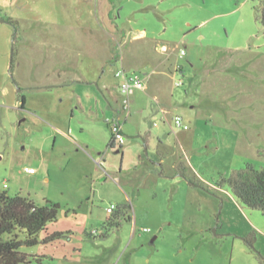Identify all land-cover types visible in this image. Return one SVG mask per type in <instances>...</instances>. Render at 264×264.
<instances>
[{
    "label": "rangeland",
    "instance_id": "1",
    "mask_svg": "<svg viewBox=\"0 0 264 264\" xmlns=\"http://www.w3.org/2000/svg\"><path fill=\"white\" fill-rule=\"evenodd\" d=\"M96 1L0 0V191L61 205L48 233L63 236L21 246L28 264H264V213L226 193L233 170L264 168L256 1ZM65 46L82 68L66 77L83 81L63 84ZM120 55L148 88L121 114L117 152L105 118L118 115L109 92L122 99ZM177 114L190 129L169 122ZM176 170L194 184L158 175Z\"/></svg>",
    "mask_w": 264,
    "mask_h": 264
},
{
    "label": "trees",
    "instance_id": "2",
    "mask_svg": "<svg viewBox=\"0 0 264 264\" xmlns=\"http://www.w3.org/2000/svg\"><path fill=\"white\" fill-rule=\"evenodd\" d=\"M258 20L264 28V0H255ZM22 98V107L26 99ZM114 148L113 138L109 143ZM229 191L247 207L259 209L264 213V168L257 169L248 163L244 168L233 170L226 181ZM60 204L47 201L38 204L20 193L9 194L0 191V264H28L30 256L21 246H34L40 242V233L46 232L43 243L54 241L63 233H48L49 223L58 218ZM131 208V205L129 206ZM122 214L116 217H121ZM114 219L108 218L107 223Z\"/></svg>",
    "mask_w": 264,
    "mask_h": 264
},
{
    "label": "crops",
    "instance_id": "3",
    "mask_svg": "<svg viewBox=\"0 0 264 264\" xmlns=\"http://www.w3.org/2000/svg\"><path fill=\"white\" fill-rule=\"evenodd\" d=\"M96 4H97V6H99L100 4H102V1L101 0H97L96 1ZM14 19V18H13ZM14 20H16V18L14 19ZM0 23H2V22H0ZM55 23H57V22H55ZM65 25H67V26H73V27H75V28H77L76 29V31H83V32H77V33H83V34H85V37H86V33H87V31H89V32H91L92 34L93 33H96V32H98V33H100V32H102L103 30H102V27L101 26H91V25H86L85 23H67V22H65L64 23ZM105 32H107L108 34H110V36H112V38H114L115 40L118 38V35L116 36V34L115 33H110L108 30H104ZM61 34H63V33H61ZM101 34V33H100ZM61 37H63V35H61ZM62 39V38H61ZM122 43V42H121ZM66 50V51H65ZM65 50H64V52H63V56H62V59H63V61L66 63V64H68L67 66L68 67H66L65 69H63L62 71H61V73H59V75H62L63 77H64V81H63V84H69V82H70V79L71 80H73L74 82H79V81H83L82 79H75V78H69V77H66V75H65V73H68V70H70L71 68H74L75 66V59H74V57H72L71 56V50L68 48V46H65ZM121 61L123 64H122V68H124V69H126V70H128V71H130L129 69H127L125 66H124V62L122 61L123 60V57L120 55V57H119V59H117V61ZM70 66H72L71 68H70ZM74 69H78V70H82V68H74ZM118 70V69H117ZM169 70V69H168ZM54 72H57V71H55V70H53ZM132 72H134V71H132ZM169 72L171 73V71L169 70ZM175 72H177V71H175ZM72 73H75V72H72ZM81 75V74H80ZM142 75V74H141ZM143 77H144V79H145V82H146V90H147V88H148V80L146 81V78H145V76L144 75H142ZM114 77L116 78V73L114 74ZM151 76L149 75V78H150ZM60 85H62L61 83H54V84H48V85H46V87H53V86H60ZM106 85H108V83H106ZM146 90H136L135 91V93L133 94V95H135L136 94V92H138V91H146ZM119 93H120V90H119ZM109 94H110V97H111V100L109 99V105L111 106V108L113 109V113L115 114L116 112L119 114V116H120V118H121V114L122 113H124L125 111H123L122 110V107H121V102H120V100H118L117 98H115L110 92H109ZM120 95H121V93H120ZM159 100V99H158ZM133 102H134V99L132 98V102H131V105L133 104ZM159 102H160V100H159ZM157 104H158V107H160V105H161V103H158L157 102ZM165 104V103H164ZM166 104H168V105H170V103L169 102H166ZM150 106H151V108L153 109V106H156V105H153V104H150ZM148 110V109H147ZM165 113H168L167 111H165ZM107 118H109V117H112V116H110V115H107L106 116ZM130 117V115L129 114H126L125 115V117L123 118L124 120H122L123 121V123H127V121H128V118ZM107 118H105V123H106V125H107ZM162 118V117H161ZM165 118H166V115H165ZM167 119V118H166ZM185 120V119H184ZM186 121V120H185ZM169 122L171 123H173V121H172V119L171 120H169ZM187 122V121H186ZM154 123H156V125L154 124V126L156 127V126H158V121H154ZM188 123V122H187ZM189 124V123H188ZM108 126V125H107ZM177 128V127H176ZM189 129H190V124H189ZM126 134V133H125ZM140 134H143L144 136H145V138H147V137H149V134L148 133H138L137 134V136H140ZM111 139H112V137H111ZM111 139H110V141H111ZM145 140V139H144ZM110 141H109V143H110ZM146 141V140H145ZM109 143H108V145H107V147H109ZM147 143V142H146ZM115 148V147H114ZM123 149V146H121L120 147V151L119 152H121V150ZM118 150V149H117ZM158 151V150H157ZM157 156H156V158L155 159H152V157H150L149 159L151 160V162H152V165H151V167H150V170L151 171H153V170H155V171H158V166H162V160H163V156L162 155H158V154H156ZM185 169V168H184ZM187 174L188 173H186V172H184V171H181V172H177V170H176V172L174 173V174H168V173H163V172H160L158 175L159 176H161L162 178H164V180H169V179H175V180H179L180 181V183H181V185L184 187V188H186V189H188V187L190 186V185H192V184H194V181L190 178V180L188 181L187 180ZM177 178V179H176ZM164 180H162V181H164ZM221 187V186H220ZM221 189H222V187H221ZM228 195H230L231 197H234L233 195H232V193L228 190V192H226ZM235 198V197H234ZM116 204V203H115ZM118 204H116V206H117ZM119 206V205H118ZM118 206H117V208H118ZM131 208H132V205H131ZM117 210V209H116ZM115 210V211H116Z\"/></svg>",
    "mask_w": 264,
    "mask_h": 264
},
{
    "label": "built area",
    "instance_id": "4",
    "mask_svg": "<svg viewBox=\"0 0 264 264\" xmlns=\"http://www.w3.org/2000/svg\"><path fill=\"white\" fill-rule=\"evenodd\" d=\"M182 54H185V50H181ZM116 77L119 79V88L120 93L122 95L121 99V107L123 111H130L131 108V97L135 93L136 90H146V82L144 77L141 74L136 72L128 71L124 68L118 69L116 71ZM177 84H181L178 82ZM173 124L177 128L188 129L189 124L184 120L183 116L177 114L174 118H172ZM107 124L112 132L113 144L116 148L117 146L121 147L123 142L125 141L126 134L124 131V123L120 118L119 114L115 117L108 118ZM156 125V123H154ZM26 170L30 173H34L35 168H26ZM117 209L115 203H111L108 206L107 210L110 213H114ZM147 230V228H145Z\"/></svg>",
    "mask_w": 264,
    "mask_h": 264
},
{
    "label": "water",
    "instance_id": "5",
    "mask_svg": "<svg viewBox=\"0 0 264 264\" xmlns=\"http://www.w3.org/2000/svg\"><path fill=\"white\" fill-rule=\"evenodd\" d=\"M144 142H145V140H144ZM120 151V148L117 150V152H119Z\"/></svg>",
    "mask_w": 264,
    "mask_h": 264
}]
</instances>
